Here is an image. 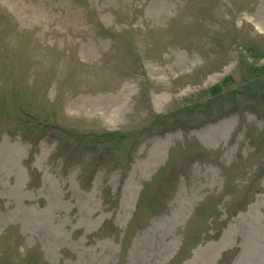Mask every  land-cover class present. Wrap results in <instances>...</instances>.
I'll use <instances>...</instances> for the list:
<instances>
[{
	"label": "rangeland",
	"instance_id": "374dc122",
	"mask_svg": "<svg viewBox=\"0 0 264 264\" xmlns=\"http://www.w3.org/2000/svg\"><path fill=\"white\" fill-rule=\"evenodd\" d=\"M262 63L264 0H0V264H264Z\"/></svg>",
	"mask_w": 264,
	"mask_h": 264
},
{
	"label": "trees",
	"instance_id": "16d2710c",
	"mask_svg": "<svg viewBox=\"0 0 264 264\" xmlns=\"http://www.w3.org/2000/svg\"><path fill=\"white\" fill-rule=\"evenodd\" d=\"M248 68H249V72L253 73V76L255 77L264 76V63L257 65V66H254V64H251ZM219 89H220V84H216L213 87V90H219Z\"/></svg>",
	"mask_w": 264,
	"mask_h": 264
},
{
	"label": "bare ground",
	"instance_id": "6f19581e",
	"mask_svg": "<svg viewBox=\"0 0 264 264\" xmlns=\"http://www.w3.org/2000/svg\"><path fill=\"white\" fill-rule=\"evenodd\" d=\"M242 225H243V221H242ZM206 258V257H205ZM207 259V258H206ZM196 263V262H195Z\"/></svg>",
	"mask_w": 264,
	"mask_h": 264
}]
</instances>
